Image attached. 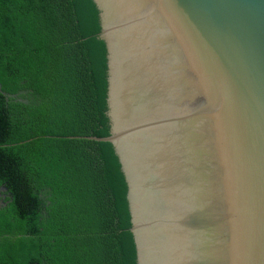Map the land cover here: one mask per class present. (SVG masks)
I'll return each mask as SVG.
<instances>
[{
  "label": "water",
  "instance_id": "95a60500",
  "mask_svg": "<svg viewBox=\"0 0 264 264\" xmlns=\"http://www.w3.org/2000/svg\"><path fill=\"white\" fill-rule=\"evenodd\" d=\"M93 2L137 264H264V0Z\"/></svg>",
  "mask_w": 264,
  "mask_h": 264
},
{
  "label": "trees",
  "instance_id": "16d2710c",
  "mask_svg": "<svg viewBox=\"0 0 264 264\" xmlns=\"http://www.w3.org/2000/svg\"><path fill=\"white\" fill-rule=\"evenodd\" d=\"M93 0H0V264H137ZM6 196V198H3Z\"/></svg>",
  "mask_w": 264,
  "mask_h": 264
}]
</instances>
